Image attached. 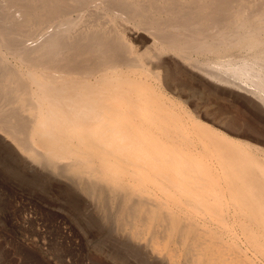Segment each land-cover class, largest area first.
I'll use <instances>...</instances> for the list:
<instances>
[{"label":"bare ground","instance_id":"bare-ground-1","mask_svg":"<svg viewBox=\"0 0 264 264\" xmlns=\"http://www.w3.org/2000/svg\"><path fill=\"white\" fill-rule=\"evenodd\" d=\"M0 145L152 262L264 264V0H0Z\"/></svg>","mask_w":264,"mask_h":264},{"label":"rangeland","instance_id":"rangeland-1","mask_svg":"<svg viewBox=\"0 0 264 264\" xmlns=\"http://www.w3.org/2000/svg\"><path fill=\"white\" fill-rule=\"evenodd\" d=\"M145 36L134 33L139 44ZM70 194L37 179L0 145V264H168L147 258L144 244L136 253L132 241L119 240L110 210L71 194L80 200L75 206Z\"/></svg>","mask_w":264,"mask_h":264}]
</instances>
